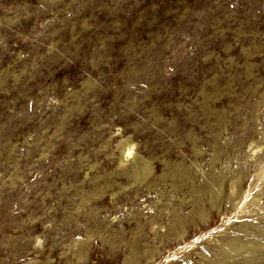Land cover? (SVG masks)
<instances>
[{"label":"rangeland","instance_id":"374dc122","mask_svg":"<svg viewBox=\"0 0 264 264\" xmlns=\"http://www.w3.org/2000/svg\"><path fill=\"white\" fill-rule=\"evenodd\" d=\"M0 264H264V0H0Z\"/></svg>","mask_w":264,"mask_h":264}]
</instances>
